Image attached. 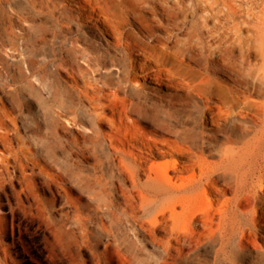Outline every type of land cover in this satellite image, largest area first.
<instances>
[{
    "label": "rangeland",
    "instance_id": "374dc122",
    "mask_svg": "<svg viewBox=\"0 0 264 264\" xmlns=\"http://www.w3.org/2000/svg\"><path fill=\"white\" fill-rule=\"evenodd\" d=\"M60 1L75 21L68 23L64 7L51 13L36 0H0V264H255L239 253L238 236L219 252L220 237H202L186 249L189 260L172 261L143 228L149 224L139 193L129 196L134 180L111 141L121 145L123 138L137 152L134 143L174 137L169 129L205 128L209 157L218 160L217 148L228 145L233 133L232 118L219 117L189 78L154 57L134 52L136 67L130 70L125 48L109 43L116 40L102 22L103 36L84 25L89 20L79 18L84 9L75 0ZM116 1L130 16L125 42L140 37L171 51L187 47L188 25H173L160 5L156 12L139 0ZM243 8L242 33L252 48L246 55L235 50L238 74L223 68L224 60L202 44L192 53L185 48L182 57L200 70L221 65V79L233 84L238 78L239 87L260 100L264 41L257 31L264 0H245ZM136 9L150 25L143 27ZM214 23L207 21L206 40ZM169 150L159 156L156 148L150 163L186 160ZM144 177L141 172L139 179ZM233 195L230 188L223 193L207 188L199 204L217 208ZM165 226L163 221L156 230L158 237L166 238ZM191 226L203 230L196 222Z\"/></svg>",
    "mask_w": 264,
    "mask_h": 264
},
{
    "label": "bare ground",
    "instance_id": "6f19581e",
    "mask_svg": "<svg viewBox=\"0 0 264 264\" xmlns=\"http://www.w3.org/2000/svg\"><path fill=\"white\" fill-rule=\"evenodd\" d=\"M36 1L43 11L48 9L51 13L64 7L62 13L69 19L68 23L75 21L72 9L60 0ZM75 1L76 6L84 9L79 18L89 20L84 25L103 36L102 28L98 25V21L102 22L116 40L109 43L125 48L130 70L136 67L134 52L154 57L168 70L189 78L197 93L208 100L209 109L215 110L219 117L232 118L233 121V133L226 141L228 145L217 148L218 160L209 157L205 128L199 131L169 129L174 137L142 140L143 145L138 147L134 143L133 147L138 149L137 152L123 138L118 139L122 146L113 145L114 141H111L110 146L119 152L121 165L134 180L129 196L135 199V192L139 193L144 220L149 224L147 227L143 225V228L154 235L155 242L165 249L172 261L184 263L189 260L187 256L190 248L202 237H209L211 240L220 237L219 252L231 238L238 236L239 253L250 256L255 264H264V99L252 98L250 93L239 87L238 78L234 79L233 84L221 79L217 75V68L221 65L215 70L209 65L200 70L186 63L187 60L182 57L186 49L188 53H192L196 44H202L204 49L211 51V56L218 55L224 60L223 68L238 74L239 63L234 57L235 50L241 49L240 52L246 55V49L249 52L252 48L249 36L245 37L242 33L245 0H154L156 3L139 0L156 12L157 5H160L162 14L167 20H172L173 25H188V37L185 41L187 47H180L176 51L161 48L157 43L140 37L138 41L125 42L124 39L129 34L126 24L130 22V16L116 0ZM199 10L202 12L199 13ZM135 14L142 20L140 9H136ZM211 19L215 20L209 33L212 41L206 40L204 35L207 21ZM260 23L257 35L264 41V20ZM142 24L143 27L150 25L146 20H142ZM71 42L76 47L75 41ZM89 44L90 48L96 49L93 42ZM257 92L264 96V88H259ZM213 98L218 101L211 103ZM237 116L244 120V126ZM166 147L178 151L186 160L179 164L170 160L150 163L157 154L156 148L159 149V156H167L170 150ZM190 171L192 173L186 175ZM141 172L145 177L139 179ZM219 182L223 186L219 187ZM207 188L218 193L230 188L234 195L217 208L214 205L202 206L199 198ZM111 205L108 204L109 209ZM163 221L166 223V238L156 235V230ZM193 222L201 224L203 230L196 231L191 226ZM173 250L179 252L178 257H175Z\"/></svg>",
    "mask_w": 264,
    "mask_h": 264
}]
</instances>
